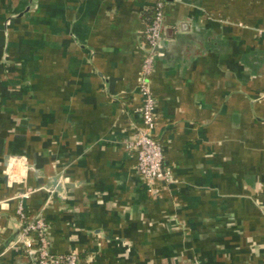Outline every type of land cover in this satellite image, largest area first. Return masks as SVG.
Instances as JSON below:
<instances>
[{
    "label": "crops",
    "instance_id": "crops-1",
    "mask_svg": "<svg viewBox=\"0 0 264 264\" xmlns=\"http://www.w3.org/2000/svg\"><path fill=\"white\" fill-rule=\"evenodd\" d=\"M154 3L0 0V264H34L27 188L81 264H264V0H165L156 193L128 144Z\"/></svg>",
    "mask_w": 264,
    "mask_h": 264
},
{
    "label": "built area",
    "instance_id": "built-area-1",
    "mask_svg": "<svg viewBox=\"0 0 264 264\" xmlns=\"http://www.w3.org/2000/svg\"><path fill=\"white\" fill-rule=\"evenodd\" d=\"M154 1L155 15L145 32L147 50L140 83L142 126L137 129L128 144L137 152V170L140 178L146 183L148 191L156 193V184L159 181L170 183L172 174L164 166L163 146L154 133L157 125V107L150 88V76L154 69L156 50L162 39L165 0ZM31 192L32 189L27 188L19 193L17 214L21 229L14 247L23 249L34 264H81L79 256L74 252L61 254L52 251L47 221L41 215L30 218L26 212L24 199L29 197Z\"/></svg>",
    "mask_w": 264,
    "mask_h": 264
},
{
    "label": "water",
    "instance_id": "water-1",
    "mask_svg": "<svg viewBox=\"0 0 264 264\" xmlns=\"http://www.w3.org/2000/svg\"><path fill=\"white\" fill-rule=\"evenodd\" d=\"M63 186H64V185H63ZM63 186L58 184V179L55 177V178L53 179L52 184H51L49 187H50V189H53V190L56 189L57 191H59V190H61V189L63 188ZM53 190H52V191H53Z\"/></svg>",
    "mask_w": 264,
    "mask_h": 264
},
{
    "label": "trees",
    "instance_id": "trees-1",
    "mask_svg": "<svg viewBox=\"0 0 264 264\" xmlns=\"http://www.w3.org/2000/svg\"><path fill=\"white\" fill-rule=\"evenodd\" d=\"M153 16H154V14H153ZM152 20H153V17H152ZM152 20H151V22H152Z\"/></svg>",
    "mask_w": 264,
    "mask_h": 264
}]
</instances>
